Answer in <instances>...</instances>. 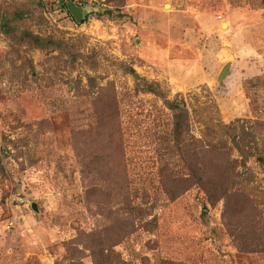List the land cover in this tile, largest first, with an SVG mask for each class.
Masks as SVG:
<instances>
[{"label": "rangeland", "instance_id": "rangeland-1", "mask_svg": "<svg viewBox=\"0 0 264 264\" xmlns=\"http://www.w3.org/2000/svg\"><path fill=\"white\" fill-rule=\"evenodd\" d=\"M258 121L264 0H0V264H264Z\"/></svg>", "mask_w": 264, "mask_h": 264}, {"label": "trees", "instance_id": "trees-1", "mask_svg": "<svg viewBox=\"0 0 264 264\" xmlns=\"http://www.w3.org/2000/svg\"><path fill=\"white\" fill-rule=\"evenodd\" d=\"M166 104L173 110L177 111H182L183 109L177 104V102H166ZM194 110L192 109L191 112H193ZM191 112L188 108V112L186 110L183 111V113L185 114V116L187 117L188 115V136H190V140H188V166L190 167L191 172L193 173L195 170V168L193 167V165H195L198 162V155L200 153H204V154H216L217 156L220 157H226L227 162L230 163L231 161V155H230V149H228L226 146H219L218 145H212V144H203V140L201 139H196L194 138L192 135H190V127H191ZM254 123V122H253ZM259 125H264V122H255ZM233 125H223V127L225 129H231ZM239 140L237 141L236 137L232 138V143H233V147L240 153V155L242 157L248 158L251 157L252 154L251 152H248L245 148L242 147L241 142H240V137L238 138ZM199 144V145H198ZM221 144V143H220ZM223 145V144H222ZM232 150V149H231ZM195 177V176H193ZM202 180H198L197 183L202 184L203 182H201ZM240 191L236 192L237 194H243L246 195L247 191H249L246 187L245 188H241L239 189ZM251 190V189H250ZM221 191V196L220 199L225 198L226 193L229 191L227 188H225L224 190H220Z\"/></svg>", "mask_w": 264, "mask_h": 264}, {"label": "water", "instance_id": "water-1", "mask_svg": "<svg viewBox=\"0 0 264 264\" xmlns=\"http://www.w3.org/2000/svg\"><path fill=\"white\" fill-rule=\"evenodd\" d=\"M72 6H73V4H70V7H72ZM72 11H73V14L75 15V17L78 18L79 14H78L77 10L76 9H72Z\"/></svg>", "mask_w": 264, "mask_h": 264}]
</instances>
